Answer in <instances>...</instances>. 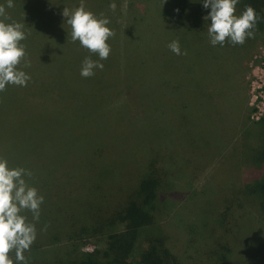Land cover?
<instances>
[{
  "label": "rangeland",
  "instance_id": "374dc122",
  "mask_svg": "<svg viewBox=\"0 0 264 264\" xmlns=\"http://www.w3.org/2000/svg\"><path fill=\"white\" fill-rule=\"evenodd\" d=\"M175 1L114 0L113 13L108 7L113 0H83L87 11L107 16L115 32L107 41L109 59L100 61L103 70L94 69L90 78L80 75L82 57L99 58L72 41L62 15L81 0H14L15 6L6 8L11 21L24 24L28 34L22 42L31 61L28 157L18 150L23 144L11 138L0 142V158L9 168L30 170L26 182L44 196L37 238L25 253L50 261L103 254L105 242L99 238L54 235L41 241L52 236L64 216L124 198L149 158L148 148L156 145L174 161L166 197L171 203L162 207L172 218L169 227L178 228L172 234L180 232L172 249L182 264H264V213L246 189L264 175L259 161L264 149V0L254 39L238 47L210 44V50L208 40L201 49L208 54L198 55L194 45L190 60L183 62L175 56L168 60V44L178 40L175 26L167 29ZM239 6L237 16L243 12ZM194 42L189 41L190 48ZM184 130L200 136L199 142H185ZM237 188L243 190L240 197ZM23 215L33 222L31 212ZM211 225L235 251L227 254L228 261H217L223 256L211 247L216 238ZM142 246L139 251L145 250Z\"/></svg>",
  "mask_w": 264,
  "mask_h": 264
},
{
  "label": "trees",
  "instance_id": "16d2710c",
  "mask_svg": "<svg viewBox=\"0 0 264 264\" xmlns=\"http://www.w3.org/2000/svg\"><path fill=\"white\" fill-rule=\"evenodd\" d=\"M262 2L263 0H239L238 3L242 11H244L245 6H251L257 13L262 9ZM202 3L203 0H176L172 4L171 18L167 24V29L175 26L177 33L174 34V37L179 41L181 52L186 50L187 55H176L169 52L168 60H173V56L181 62L186 60V57L190 60L194 53V45H198L200 48V52H196L198 55L206 52V50L201 51V49L209 40L207 28L210 21H205L203 17L207 15L210 9H204ZM190 40L195 41L191 48L189 47ZM183 42H186L187 45H184ZM225 45L231 44L226 42ZM231 46L233 47V45ZM236 46L238 47V45ZM207 49L210 50V43L207 44ZM26 52V59H28V47H26ZM77 57L82 56L78 55ZM85 57L87 56L84 55L82 58L85 59ZM129 66L127 65L125 69ZM131 66L134 65L131 63ZM20 68L28 74V67L25 68L23 62ZM138 68L142 70L140 66ZM60 69L62 70V67ZM131 69L134 71V68ZM163 87L168 89L166 86ZM187 117L189 114L188 116L185 114L182 118L185 124L188 123ZM7 129L13 131L8 133ZM0 133H4V136H0L2 144H5L3 140L7 142L12 138L23 144L18 150L28 157V151L24 152L25 148L28 149V83L26 87L8 85L6 91L0 92ZM181 133L184 138L188 136L184 140L188 144L193 146L199 142L200 136L193 137L189 130L188 132L187 130L181 131ZM189 137L195 140H190ZM148 152L149 156L146 155L149 157L148 160L139 169L124 198L110 203L107 207L93 203L90 209L89 206L81 208L80 214L77 211L76 215H71L70 218L64 216L52 236L41 241L51 240L54 235L56 237L64 235L69 240L77 241L99 238L105 242L106 251L103 254L81 253L70 261H50L49 256L43 257L28 252L24 253L28 264H182L183 261L172 249L175 237L177 236V240L181 239L177 235H180V232L175 235L172 234V231L178 230V228L172 230L169 227L172 218L166 212L167 209L162 207L164 204L166 207L169 205L168 203H171L170 197L169 199L166 197L171 190L170 182L173 176L170 167L174 161L170 163V156L169 158L166 155L163 156L162 151L156 145L149 147ZM261 154L259 161L263 162L262 167L264 168V149ZM165 163L167 166L163 169L162 166ZM253 181L252 183L248 182L246 189L250 191L251 196L255 197L257 206H260L264 213V175ZM237 189L239 192H236L235 196L240 197L243 190ZM96 192L93 188V197H96ZM209 229L211 230L210 233L216 237L214 238L215 241L211 242V247L217 251V255L223 256L217 261L227 260V254L234 255L233 248L225 244V237L214 230L213 225ZM140 242L141 245H146L142 246L145 250L139 251ZM10 257L14 259L15 255L12 254Z\"/></svg>",
  "mask_w": 264,
  "mask_h": 264
},
{
  "label": "clouds",
  "instance_id": "9594fccd",
  "mask_svg": "<svg viewBox=\"0 0 264 264\" xmlns=\"http://www.w3.org/2000/svg\"><path fill=\"white\" fill-rule=\"evenodd\" d=\"M238 2L203 0V8L210 9L203 19L210 21L207 35L211 46H224L226 42L242 46L248 39L255 38L256 11L245 6L237 16ZM14 6V0H7L6 5L0 4V92L6 91L8 85L26 87L31 79L20 68L22 62L25 68L31 66V61L26 59V46L22 43L28 34L24 31V24L11 21L6 12V8ZM108 7L115 13L117 5L114 0ZM62 15L71 28L72 41H78L81 47L99 58L94 61L85 57L82 62L80 75L90 78L95 75L94 69L103 70L104 64L100 61L107 60L110 55L111 47L107 41L115 36L114 30L108 27L110 19L103 13L97 17L87 11L83 0L74 10L65 7ZM168 48L176 55H187L186 50L181 52L177 40L171 41ZM25 176L30 178L32 172L23 167L9 168L7 159L0 158V264H28L24 253L30 251L37 238L36 222L40 219L44 196L36 187L29 186ZM24 212H31L33 222L28 221ZM13 252L14 259L10 257Z\"/></svg>",
  "mask_w": 264,
  "mask_h": 264
}]
</instances>
